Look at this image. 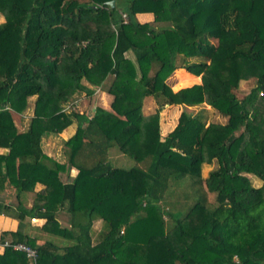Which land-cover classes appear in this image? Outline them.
<instances>
[{
  "label": "trees",
  "instance_id": "1",
  "mask_svg": "<svg viewBox=\"0 0 264 264\" xmlns=\"http://www.w3.org/2000/svg\"><path fill=\"white\" fill-rule=\"evenodd\" d=\"M110 1L0 0V215L18 222L0 230V264H264V0ZM180 69L201 81L174 90ZM100 86L110 109L67 111ZM200 104L223 121L184 110ZM74 121L63 161L46 154L43 137ZM115 147L135 165L114 166ZM33 217L74 244L31 236Z\"/></svg>",
  "mask_w": 264,
  "mask_h": 264
},
{
  "label": "rangeland",
  "instance_id": "2",
  "mask_svg": "<svg viewBox=\"0 0 264 264\" xmlns=\"http://www.w3.org/2000/svg\"><path fill=\"white\" fill-rule=\"evenodd\" d=\"M163 25L168 26L169 24L164 23ZM130 56L133 57L132 55H130ZM183 75H185V76L183 77ZM199 81H201L200 77L198 78L193 73L188 72L186 70H182V69L176 70L172 74V76L169 78V82L172 85L174 90H178L179 88L184 87V86L192 85V84L197 83ZM255 84H256V80L253 78H251L247 81H244L241 85L243 92H245V93L249 92L250 89L255 86ZM97 88L98 87H94V89H97ZM82 94L83 93L79 94V96L81 98H75V99L70 101V104H69L70 110L74 107L73 109L77 110L78 112L90 114L92 111V108L96 104H98V99H99V97H97L98 93H94L92 96H88L85 93L83 95ZM102 100H104V99H102ZM30 104H33L32 100L30 101ZM154 107H155V102H154L153 97H147L145 99V108H144L145 115H148L151 112L153 113V111L155 110ZM181 110H182L181 107H176V106H174L173 108L168 107L166 109H163L164 118L170 120V122H168L167 125H164V127L165 126H169V127L173 126L175 124V119ZM184 110H186L190 114L197 113V114L202 115L203 118L207 122L223 121V118L219 115V113H217L212 107H210L207 104H200V105H195V106H190V107H184ZM30 112H31V110L27 109L26 112L24 113L23 120H27L26 123H28V118L30 117L29 114H31ZM16 120H17V123L20 127L21 126L20 123L23 120L19 119V116H18V119L16 118ZM47 144L51 145V143H49V142L47 143V141H46L45 145L48 147ZM50 145H49V147H50ZM117 154H120V153L118 152V148L115 147L112 149V153L110 155L112 157V159H110L111 163L114 166L131 167V166L135 165V161L132 158L127 157V156L123 157L122 159L119 157L117 158ZM212 168H214V164H204L203 165V171H202L203 176H207ZM250 178H251L254 186H261L262 181L259 178H257L256 176H253V175H251ZM182 186H183V188H180ZM182 186H180L177 189V191L183 190L185 188L190 189L189 184L187 182L184 183V185H182ZM22 197H23L22 201L25 204V206H31L32 204L29 205V200H31L33 202V198L35 197V192L34 191L24 192ZM32 223H34L35 225L33 224L31 227H38L40 225V221H35ZM46 236H47L46 239H50L51 241L55 242L56 244H58L60 246L63 244L62 242H64L63 238L61 236H57V235L50 234V233H47Z\"/></svg>",
  "mask_w": 264,
  "mask_h": 264
},
{
  "label": "crops",
  "instance_id": "3",
  "mask_svg": "<svg viewBox=\"0 0 264 264\" xmlns=\"http://www.w3.org/2000/svg\"><path fill=\"white\" fill-rule=\"evenodd\" d=\"M137 16H138V19L141 22H150V21L154 20L153 13H149V12H147V13H138ZM184 76L185 75H183V77ZM94 93H98L97 97H99V99H98V104H96L92 108V111H94L95 107L99 106V105L104 107V108H107V109L111 108V103H112L111 101L113 100V96L111 94H109L104 87H102V86L98 87L97 89H95ZM75 98H81V97L79 96V94H76L74 99ZM102 99H104V100H102ZM80 113H83V112H80ZM29 115L31 116V114H29ZM23 117H24V115L22 114V115L19 116V119L23 120ZM29 120H30V117L28 118V123H26L27 120L21 121V123H20L21 124V126H20L21 128L19 127V125L17 123V120H16V123H17V126L19 127V129H21V130L27 129V127L29 125ZM161 122H162V125L164 126V125H167V123L170 122V120L166 119V120H162ZM77 125H78L77 122L74 121L68 128H66L64 131H62L59 134H51L50 133V134L45 135L43 137V140H42V148H43L44 152L46 154L50 155L51 157H53L54 159H57L58 161H63V156H62V144H63V141L69 139L74 134V132L76 131ZM167 127H169V126H165V130L167 129ZM46 141H47V143L48 142L51 143V145L47 144L48 145V147H47L45 145ZM49 145H50V147H49ZM118 157L122 159L124 156L121 155V154H117V158ZM76 173H77V170L73 169L72 170V174L75 175ZM42 187H43V185L38 183L37 186H36V190L38 191ZM22 196H23V194H22ZM34 198H33V200H34ZM32 203L33 202L31 200H29V205H31ZM58 218L66 225H68L69 222H70V215L67 214L64 211H59ZM37 221H40V225L39 226H41L43 224V222H44V220H42V219H37ZM32 224H34V223H32ZM17 226H18L17 220H15V219H13L11 217H8V216H6L4 214L0 215V230H9V229L10 230H15V229H17ZM94 228H95V230L100 231L101 228H102V221L101 220H96L95 223H94ZM30 234H31V236L37 237L39 240H49V241H51L50 239H46L47 238V236H46L47 233L43 232L42 230H39L37 227L31 228L30 229ZM63 241L64 242H62L63 244L61 245L62 248L67 247V246H71L75 242L74 239H69V238H63Z\"/></svg>",
  "mask_w": 264,
  "mask_h": 264
},
{
  "label": "built area",
  "instance_id": "4",
  "mask_svg": "<svg viewBox=\"0 0 264 264\" xmlns=\"http://www.w3.org/2000/svg\"><path fill=\"white\" fill-rule=\"evenodd\" d=\"M263 94V93H261ZM74 108V107H73ZM73 108L71 110H73ZM70 110V105L67 106V111ZM37 221V218L33 217L31 219V222H35ZM4 246H11L13 247L15 250H19V251H23L27 254V256L32 260L35 261L36 259V255H37V251L32 248L31 246H29L28 244L25 243H9V242H5L3 244Z\"/></svg>",
  "mask_w": 264,
  "mask_h": 264
},
{
  "label": "water",
  "instance_id": "5",
  "mask_svg": "<svg viewBox=\"0 0 264 264\" xmlns=\"http://www.w3.org/2000/svg\"><path fill=\"white\" fill-rule=\"evenodd\" d=\"M115 3H116L115 0L110 1V4H111L112 6H115Z\"/></svg>",
  "mask_w": 264,
  "mask_h": 264
}]
</instances>
